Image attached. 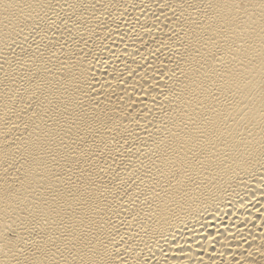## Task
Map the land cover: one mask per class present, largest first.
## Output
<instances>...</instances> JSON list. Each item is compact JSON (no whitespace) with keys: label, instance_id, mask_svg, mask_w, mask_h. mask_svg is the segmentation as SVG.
<instances>
[{"label":"bare ground","instance_id":"bare-ground-1","mask_svg":"<svg viewBox=\"0 0 264 264\" xmlns=\"http://www.w3.org/2000/svg\"><path fill=\"white\" fill-rule=\"evenodd\" d=\"M0 264H264V0H0Z\"/></svg>","mask_w":264,"mask_h":264}]
</instances>
